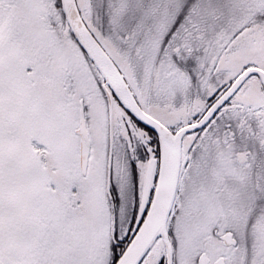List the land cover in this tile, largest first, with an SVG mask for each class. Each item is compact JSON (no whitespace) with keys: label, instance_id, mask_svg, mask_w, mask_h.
Wrapping results in <instances>:
<instances>
[{"label":"snow or ice","instance_id":"obj_1","mask_svg":"<svg viewBox=\"0 0 264 264\" xmlns=\"http://www.w3.org/2000/svg\"><path fill=\"white\" fill-rule=\"evenodd\" d=\"M0 264H264V0H0Z\"/></svg>","mask_w":264,"mask_h":264}]
</instances>
